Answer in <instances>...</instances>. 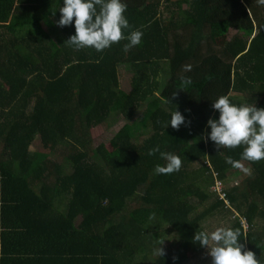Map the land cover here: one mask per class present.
Listing matches in <instances>:
<instances>
[{
    "label": "trees",
    "instance_id": "obj_1",
    "mask_svg": "<svg viewBox=\"0 0 264 264\" xmlns=\"http://www.w3.org/2000/svg\"><path fill=\"white\" fill-rule=\"evenodd\" d=\"M125 2L142 44L125 52L121 40L97 52L66 42L75 29L56 25L63 0H0V223L30 220L21 254L47 264H191L186 252L211 264L197 258L206 248L194 234L228 201V227L241 230L264 264V160H243L244 146L217 148L206 123L218 117L212 103L221 95L264 107V5ZM175 108L186 123L164 128ZM121 124L111 149L94 147L93 129ZM37 138L45 153L32 151ZM155 146L181 157L178 172L154 173L165 163L148 155ZM60 151L62 162L51 158ZM227 157L249 171H234ZM232 173L244 178L222 199L211 190ZM166 227L177 236L176 254ZM160 240L161 257L153 254Z\"/></svg>",
    "mask_w": 264,
    "mask_h": 264
},
{
    "label": "clouds",
    "instance_id": "obj_2",
    "mask_svg": "<svg viewBox=\"0 0 264 264\" xmlns=\"http://www.w3.org/2000/svg\"><path fill=\"white\" fill-rule=\"evenodd\" d=\"M257 2L264 5V0ZM126 9L125 0H63L56 25H74L75 32L66 42L76 49L92 48L102 52L114 43L126 40L124 51L127 52L142 44L144 33L139 29L130 30ZM184 69L191 71V65H185ZM183 83L191 84L192 80L185 77ZM212 108L218 112V117L207 120V127L210 128L207 138L219 149L244 146L241 153L243 160H264V107H257L254 103L236 104L228 95H221L213 101ZM185 123V115L175 108L164 128L171 125L179 129ZM156 153L165 163L155 166V174H172L180 170L182 160L179 155L161 151L159 146L150 149L148 155ZM227 162L249 171L232 157H227ZM242 237L241 230L234 227H216L213 231L202 230L194 234V240L207 249L211 264H261L255 253L245 248ZM163 241L154 246V255L161 257L164 254L160 246Z\"/></svg>",
    "mask_w": 264,
    "mask_h": 264
},
{
    "label": "rangeland",
    "instance_id": "obj_3",
    "mask_svg": "<svg viewBox=\"0 0 264 264\" xmlns=\"http://www.w3.org/2000/svg\"><path fill=\"white\" fill-rule=\"evenodd\" d=\"M237 1L238 0H236V2ZM245 29L246 28H241V30H239V29L233 30L232 33H230V37L235 36L236 34H238L239 31L241 32V31H244ZM121 84L124 85V88L126 90L128 84H127L124 76H121ZM122 126H123V124L117 125L115 127L107 125V126H100L98 128L93 129L91 132V139L93 141L94 147L99 146L101 143H105L106 146L109 149H111L112 141H113V139L116 138V134H117L118 130L120 128H122ZM40 142L41 141L39 138H37L35 140L34 145L32 147V151L45 153L46 151L43 149ZM61 153H62V157H61ZM63 157L66 158L67 154L65 152H62V151H60V153H57V154L51 156V158H53L54 160H60L61 159L60 162H62L65 159ZM68 163L69 162L66 161L67 166L65 164H63V168L69 171L71 167L68 166ZM198 164H200V163H198ZM243 168H244V166H243ZM239 170L242 171L241 168H239ZM234 171H237V167L234 169ZM243 178H244L243 176H237V174H236V176H234V174L232 173V180H229V182H226V183H222V187L224 189V192H225V187L226 188L227 187H233L235 184H238V182H240ZM211 191L215 192L214 187L212 188ZM213 196H214V198L211 199L210 201L206 202L205 206H208V205H211L214 203V200L216 199V197H215V195H213ZM218 196H220V195H218ZM226 205H227V207L225 208V210H219V212L222 211V213H220V214L216 215L215 217L207 220V222L205 223V227H206L207 231H213V230H215L216 227H228V221H230V220H229V218H227L225 216L226 213L228 212L229 206H230L228 201H226ZM202 208H204V206H201L199 209L201 210ZM228 215H230V213H228ZM164 230H166L164 233V238L166 239L165 243L167 245V248L170 251L175 252V254H176V252L178 250H180L179 243L177 242V236L174 234L173 230L168 228V227H166ZM204 256L209 257L207 249H206L204 255H202V256L198 255L197 258H199V257L201 258ZM181 258L185 259V262H189L191 264L196 263L195 256H193V254L190 252H186L185 255L181 254ZM209 260H211V259H209Z\"/></svg>",
    "mask_w": 264,
    "mask_h": 264
},
{
    "label": "crops",
    "instance_id": "obj_4",
    "mask_svg": "<svg viewBox=\"0 0 264 264\" xmlns=\"http://www.w3.org/2000/svg\"><path fill=\"white\" fill-rule=\"evenodd\" d=\"M206 99L210 100V98ZM7 219L9 220L11 218L8 217ZM29 221L19 226L20 224L15 223L20 222L17 218L13 220L14 226L9 227L5 226V223H0V264H47L44 262V259L42 262V257L40 255L34 257L30 256L31 254H21L27 253L29 249L28 246H23V244H26L28 241H19V239H21V232H24L22 227H26Z\"/></svg>",
    "mask_w": 264,
    "mask_h": 264
},
{
    "label": "built area",
    "instance_id": "obj_5",
    "mask_svg": "<svg viewBox=\"0 0 264 264\" xmlns=\"http://www.w3.org/2000/svg\"><path fill=\"white\" fill-rule=\"evenodd\" d=\"M214 189L219 192L222 199L226 198V193H224L222 183L220 181L216 182V184L214 185ZM243 222L246 223L244 220H243Z\"/></svg>",
    "mask_w": 264,
    "mask_h": 264
}]
</instances>
